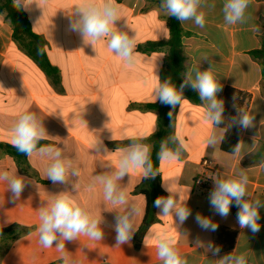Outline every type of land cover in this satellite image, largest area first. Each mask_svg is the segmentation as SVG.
Listing matches in <instances>:
<instances>
[{"label":"crops","instance_id":"obj_1","mask_svg":"<svg viewBox=\"0 0 264 264\" xmlns=\"http://www.w3.org/2000/svg\"><path fill=\"white\" fill-rule=\"evenodd\" d=\"M82 2L31 0L27 10L20 8L32 32L44 42V53L52 68L50 75L13 41L12 28L0 15V143L12 146L10 130L24 111L33 112L47 132L40 145L61 148L63 156L73 160L81 171L75 191L73 184L78 177H71L66 183L46 179V158L37 154L16 158L0 149V173L14 172L29 181L16 200L7 186L0 183V264H61V253L56 249L59 241L44 248L37 228L39 208L62 191H69L78 203L104 219L102 240L81 235L64 242L65 251L75 264H162L157 249L144 244L145 236L156 231L176 236L177 248L188 264H216V260L234 249L247 253L249 264H264V207L259 210L260 229L253 233L240 228L231 210L225 217L210 205L213 179L232 176L241 169L249 177L247 198L264 201V93L260 66L249 54L261 46L264 0H252L244 24H225L222 0H208V6L202 9L206 14L203 28L192 21L179 22L184 73L192 66L207 70L210 65L203 58L208 57L223 86L217 98L221 99L227 86L248 92L246 111L255 117L254 126L241 129V152L227 154L220 151L219 144H206L213 128L205 119L203 102L192 103L184 98L177 104L173 135L179 133L188 148L178 161L158 160L157 175L161 196L169 195L163 184H171L179 196L188 198L185 203L191 214L181 223L175 215L159 217V209L154 207L155 221L140 235L147 202L145 193L153 194V190L142 182V174L134 171L123 178L121 185L129 193V203L138 209L134 217L137 230L129 242L119 246L114 228L116 210L124 209L114 210L104 200L101 185L92 190L88 186L93 176L108 171L109 165L114 166L118 154L103 156L105 148L114 152L133 139L149 145L155 140L158 113L147 104L159 101L154 89L160 82L166 49L150 48L147 44L168 39L169 16L160 11V0H116L120 19L115 26L135 36V51L139 53L137 63L129 66L108 49L107 38L97 41L94 50L79 32L71 29L74 9ZM215 131L220 134L219 129ZM97 141L101 143L93 148ZM202 158L213 160L214 169L205 172L200 165ZM199 176L206 180L204 186L194 183ZM232 206L237 214L239 209L234 201ZM198 213L222 228L217 236L197 223ZM209 244L218 246L219 253L214 255L207 250Z\"/></svg>","mask_w":264,"mask_h":264},{"label":"clouds","instance_id":"obj_2","mask_svg":"<svg viewBox=\"0 0 264 264\" xmlns=\"http://www.w3.org/2000/svg\"><path fill=\"white\" fill-rule=\"evenodd\" d=\"M15 9H28L31 0H12ZM252 0H222V12L224 22L227 25L244 24L247 21L246 11ZM208 6V0H160V11L163 14L175 17L182 24L192 21L197 27L203 28L206 24V14L202 10ZM212 7H215L213 4ZM75 19L70 21L73 31L79 32L86 44H91L95 50L97 41L107 38L108 49L115 53L125 64L132 66L137 63L139 53L135 51L136 39L127 31L120 30L115 22L120 19L119 5L116 0H83L74 9ZM42 53V50H38ZM203 60L209 62L207 70L201 71L200 66H192L183 75V83L179 86L172 81L171 77L155 86L156 101L175 107L185 98L183 90L191 87L198 92L199 99L205 107V119L212 125L213 131L206 138L208 146H216L224 140L225 132L232 125H239L247 129L254 126L255 117L242 108H237V115L230 120L227 127H220L225 123L224 101L217 98V93L222 91V84L214 71L213 63L208 57ZM172 113H169L171 116ZM219 129L220 134H216ZM46 129L42 121L33 112L24 111L10 130L9 143L19 152L31 157L37 154L49 161L46 169V179L53 183L69 182L71 177H78L73 184L76 191L81 171L73 160L63 156L62 149L51 144L40 145V141L46 138ZM110 139H113L110 137ZM101 141L94 143L97 148ZM242 141L237 143L233 154H239L242 150ZM188 148L187 143L179 133L162 140L157 153L158 159L163 163L178 161L183 152ZM99 153V149H97ZM152 146L133 139L124 147H118L114 152L104 149L105 155L118 154L114 166L109 165V170L92 177L89 189H95L96 185L103 188L104 200L113 206V209L123 208L117 211L116 224L117 246L130 241L137 230L134 225V217L137 213L135 204L129 203V193L121 185L126 175L139 172L146 179H154L158 169H154L151 159ZM103 167V165H102ZM214 180V189L210 193V205L221 216L229 214L230 206L235 202L238 207L237 222L241 229L248 228L253 233L260 229V209L264 207V201L249 199L247 186L249 177L243 169L232 176L217 177ZM29 181L17 173H0V183L5 184L6 190L12 193L14 200L19 199L25 185ZM168 196H158L154 207L159 209V217L175 215L181 223L191 214L186 205V200L176 193L171 184H163ZM177 194L179 199H177ZM39 225L37 228L39 242L44 248L53 247L54 241H59L56 249L61 253V264H75L68 252L65 251V241L76 240L85 235L92 240H102L103 229L101 225L104 219L100 214L93 213L90 209L78 203L69 191H62L52 196L39 208ZM197 223L204 229L215 231L218 227L210 218L199 213L196 216ZM146 247L154 246L157 249L158 259L162 264H188L185 257L177 248V238L167 231L149 232L144 238ZM198 246H203L198 243ZM207 250L219 253L218 246L209 244ZM216 264H249V257L245 252L231 253L216 260Z\"/></svg>","mask_w":264,"mask_h":264},{"label":"trees","instance_id":"obj_3","mask_svg":"<svg viewBox=\"0 0 264 264\" xmlns=\"http://www.w3.org/2000/svg\"><path fill=\"white\" fill-rule=\"evenodd\" d=\"M0 15L12 28L13 41L25 51L46 74L50 75L52 68L44 53V42L40 36L32 32L26 14L21 9H15L12 0H0ZM167 25L169 28L168 39L159 42H151L148 43L147 46L150 48L165 47L166 53L160 71V82L171 77L172 81L179 88L183 83L184 78V56L181 44L182 30L179 21L175 17L169 16L167 18ZM38 50H42V53ZM249 54L260 66L262 79L261 88L264 93V33L261 37L260 48L250 51ZM183 95L192 103L200 102L198 93L190 86L184 88ZM221 100L224 101L223 115L225 117V123L220 125V127H227L230 124V120L237 115V108H242L245 111L247 110L250 94L237 88L227 86L222 93ZM176 106L173 107L169 104H163L160 101L147 104L148 108L155 110L158 113V130L155 134V140L151 145V159L154 169H158L159 159L157 153L159 152L162 140L167 139L169 136H173V121ZM170 112L172 113L171 116H169ZM241 129L242 128L239 125H232L225 132L224 140L219 144L220 151L227 154H233L235 145L239 143ZM0 149L16 158L19 156L25 157L24 153L19 152L16 148L7 144L0 143ZM142 182L148 183L153 190V194L149 195L145 193L147 196V202L143 221L139 228L140 235L143 234L146 228L155 221L154 202L156 198L163 193L159 187L158 175H156L154 179L144 178ZM230 210L237 216L232 205L230 206ZM220 230H222V228L217 227L214 231V235L217 236ZM230 245L231 244H228V246Z\"/></svg>","mask_w":264,"mask_h":264},{"label":"built area","instance_id":"obj_4","mask_svg":"<svg viewBox=\"0 0 264 264\" xmlns=\"http://www.w3.org/2000/svg\"><path fill=\"white\" fill-rule=\"evenodd\" d=\"M200 165L204 168L205 172H209L214 169V161L209 158H202L200 160ZM194 183L198 186H204L206 184V180L199 176L195 179Z\"/></svg>","mask_w":264,"mask_h":264}]
</instances>
